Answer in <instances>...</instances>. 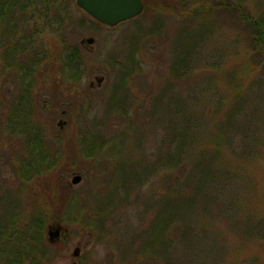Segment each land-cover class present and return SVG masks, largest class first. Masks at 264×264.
Wrapping results in <instances>:
<instances>
[{
	"label": "rangeland",
	"instance_id": "1",
	"mask_svg": "<svg viewBox=\"0 0 264 264\" xmlns=\"http://www.w3.org/2000/svg\"><path fill=\"white\" fill-rule=\"evenodd\" d=\"M9 2L0 8V230L18 232L24 250L43 235L23 264H264V68L238 22L264 24V0H143L141 16L114 28L76 0ZM90 37L93 49L81 45ZM65 39L81 53L77 72L60 61ZM29 48L38 63L27 62ZM237 92L247 100L239 116L254 127L230 148L248 159L225 152L240 171L216 203H196L204 214L190 218L187 243L167 246L175 226L163 229L164 118L176 121L178 94L228 103ZM50 226L62 227L55 244Z\"/></svg>",
	"mask_w": 264,
	"mask_h": 264
},
{
	"label": "trees",
	"instance_id": "2",
	"mask_svg": "<svg viewBox=\"0 0 264 264\" xmlns=\"http://www.w3.org/2000/svg\"><path fill=\"white\" fill-rule=\"evenodd\" d=\"M71 1L73 0H67L69 4ZM178 4L180 5V2ZM167 5L166 3L164 4V6ZM10 6L9 0L0 1L2 10L10 9ZM52 8L54 9L53 5L49 9L52 10ZM237 10L241 11V9ZM37 14L39 13L37 12ZM238 22L240 26L247 29L252 53L257 54L260 59L259 62L264 68V24L262 20L246 18L241 14ZM64 42V50H61L60 54L58 53L60 61L63 62L66 69L77 72L83 63L79 48L71 45L66 39ZM235 50L232 49L227 54L222 52L220 54H223L224 56L222 57L225 58L226 55L234 53ZM30 57L32 58L27 62H31V64L32 62L36 64L40 61V54L37 48L31 51ZM228 59H224L221 63L230 62ZM195 98L198 99V96ZM177 99L178 117L176 121L172 123V119L169 116L164 118L165 134L162 144L166 145V147L161 151L160 155L165 161L164 168L167 170L165 172L167 175L165 181L170 179L172 183V185L169 183L168 187L170 195L162 200L163 229L165 227H171L172 229L175 226L172 237L169 238L167 234L164 237V242L167 246L172 244L176 238H180L181 242L187 243L191 238V234L195 232L194 226L190 224V218H193L194 214L199 218H203L204 214V211H198V209L202 208L199 206L197 209L196 203L198 205H205L207 202L209 205L216 203L218 201V193L220 194L221 192L220 184L224 182L225 185H228L235 176V171H240V168L225 163V152L232 151L235 157L239 149L236 150L233 146L230 148V145L236 143L237 137L240 136L242 139L244 131L254 127L252 122L239 116V112L242 111V106L246 104L247 100L238 92L232 97L233 100L228 103L222 98L216 103H210V100L200 102L199 100H194L193 97L184 99L180 94H178ZM191 103L196 106L203 105V111L202 109L198 110V108L193 111L190 108ZM224 104H227V109H225ZM209 106L212 112L206 113L204 108ZM252 130H255V128ZM32 136L30 144L33 145L32 152L34 153L35 149L39 147L40 141L38 138H34V135ZM243 151L241 150L242 153L246 152ZM36 156L37 158L33 157L36 162L32 159V165L43 162L44 158H46L44 152ZM242 157L237 156L235 158L248 159L246 155L243 156L242 154ZM240 180L241 177L238 180L235 179V184L239 183ZM203 199L204 201H201ZM32 224L33 228L38 230L39 227L44 225V221L39 218ZM18 236V232L11 231L8 233L5 229L0 230V264H23L26 257V253L22 255L23 251H33L34 249L31 248L39 246L41 238H43V235L36 234H33L31 238L27 237L28 242H26V245L28 246L24 250L23 243L17 241ZM14 247H16L15 250ZM39 248L43 249L45 247ZM17 249L22 250L16 251ZM37 261H39L37 258L32 259V263Z\"/></svg>",
	"mask_w": 264,
	"mask_h": 264
},
{
	"label": "water",
	"instance_id": "3",
	"mask_svg": "<svg viewBox=\"0 0 264 264\" xmlns=\"http://www.w3.org/2000/svg\"><path fill=\"white\" fill-rule=\"evenodd\" d=\"M76 6L92 18L97 23L109 28L117 27L141 16L144 12L145 5L143 0H76ZM96 43L94 37L85 38L81 45H89L92 49ZM99 85L102 84L103 78H97ZM62 125V122L59 123ZM82 177L75 175L72 179L73 185H78ZM62 233L61 226H50L48 228V238L51 244L60 241ZM80 250L75 249L74 257L79 256Z\"/></svg>",
	"mask_w": 264,
	"mask_h": 264
},
{
	"label": "flooded vegetation",
	"instance_id": "4",
	"mask_svg": "<svg viewBox=\"0 0 264 264\" xmlns=\"http://www.w3.org/2000/svg\"><path fill=\"white\" fill-rule=\"evenodd\" d=\"M2 17V16H1ZM0 21H3V20H0ZM16 22V21H15ZM23 26V25H22ZM19 28V27H18ZM21 28H23V27H21ZM20 29V28H19ZM24 29V28H23ZM32 29V28H31ZM32 30H34V29H32ZM31 32V31H30ZM25 36V35H24ZM33 35H28V37H30V38H28L27 40L28 41H30V39H31V37H32ZM18 50H21L20 48H18ZM32 50L29 48V52H31ZM46 105L44 104L43 105V108L46 110L47 108L45 107Z\"/></svg>",
	"mask_w": 264,
	"mask_h": 264
}]
</instances>
